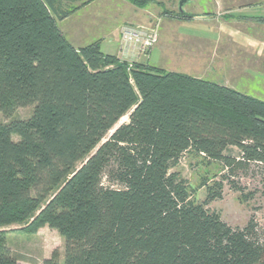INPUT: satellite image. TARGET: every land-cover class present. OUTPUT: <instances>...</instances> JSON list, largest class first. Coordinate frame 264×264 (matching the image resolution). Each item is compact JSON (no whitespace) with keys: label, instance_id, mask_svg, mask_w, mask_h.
Here are the masks:
<instances>
[{"label":"trees","instance_id":"obj_1","mask_svg":"<svg viewBox=\"0 0 264 264\" xmlns=\"http://www.w3.org/2000/svg\"><path fill=\"white\" fill-rule=\"evenodd\" d=\"M61 3L0 0V112L34 106L0 122V227L58 230L63 262L43 264H264L253 215L234 227L206 207L225 183L252 199L239 182L252 170L264 192V100L100 41L77 48L58 24L77 8ZM186 154L223 166L203 202L173 170ZM0 264H18L2 231Z\"/></svg>","mask_w":264,"mask_h":264},{"label":"rangeland","instance_id":"obj_2","mask_svg":"<svg viewBox=\"0 0 264 264\" xmlns=\"http://www.w3.org/2000/svg\"><path fill=\"white\" fill-rule=\"evenodd\" d=\"M125 1L140 7V9L144 10L145 14L141 17L142 22L137 23L135 21L121 26L120 56L124 58L123 49H126V53H129L127 59H131L134 55L138 56L133 46L128 48L122 42V29L124 26L130 25L136 29L156 30L157 41L146 54H142L143 57L145 56V60L148 61V64L164 70L168 68L172 70L185 69L195 72L203 71V69H201L199 64L187 58V55L191 51L188 49L187 52L183 54L180 53L181 44L184 43L189 48L187 44L188 41L182 43L181 39L176 41L172 40L169 44L172 48V55L164 58L162 63L160 62V58H158V52H155L156 55L153 54L155 48L159 45V39L163 38V24L165 23L164 26L169 25L167 31L170 29L174 31L175 27L180 28L183 26L185 28L184 32L187 30L189 34L192 32L191 29L204 34L209 27L215 29L216 27H220L219 25H222L225 21L224 12L226 6L240 3L247 5L264 3V0H236V3L235 0H147L143 5H138L135 4L133 0ZM85 3L87 2H83L82 5ZM181 21H184L182 25ZM161 27L162 35H160ZM179 31L182 32L181 29ZM261 32L264 34V29H262ZM203 36L205 35H201L200 38L205 39L206 37ZM203 42L205 45L204 53H206V49L212 47L216 52H219L221 49L220 45H216V43L211 46V43L206 39ZM175 50L177 51L176 54H178V57L180 56L179 58L174 56L173 53ZM199 52H202V50H199ZM151 53L153 55L150 57ZM184 59H186V61ZM33 110L34 106L29 105L19 107L11 115H5L0 112V122H8L15 118H28L33 113ZM128 119V115H125L121 118L116 127L128 121ZM14 137L18 139L17 136ZM105 139L106 138H104V140ZM231 151L236 155L239 153L237 147H232ZM173 170L178 171L188 180L189 184L195 189V199L198 202H203L207 194L206 187L202 186L203 180L206 179L209 184H212L215 180H219L223 172V166L217 162L206 163L202 160L201 156L186 154L182 157L179 165ZM252 171L253 172L242 177L239 181L241 185L247 186L245 192L256 190V194L252 199L242 202L240 193L233 190L228 183H225L223 197L210 202L206 206L211 211L220 213L222 218L234 227L245 225L252 215L260 226H264V192L261 186L262 174L258 170ZM23 226L22 224H13L0 227V231L5 234L6 245L10 249L11 254L16 257L18 264H43L44 259L49 258L54 251L58 253L59 262H63L65 255V239L58 230L46 225L40 228L36 233H26L21 230Z\"/></svg>","mask_w":264,"mask_h":264},{"label":"crops","instance_id":"obj_3","mask_svg":"<svg viewBox=\"0 0 264 264\" xmlns=\"http://www.w3.org/2000/svg\"><path fill=\"white\" fill-rule=\"evenodd\" d=\"M83 2L87 3L82 5ZM56 7L77 8L66 18L58 21L62 32L75 47L80 48L100 41L104 53L116 55L121 59H123L119 53L121 26L135 21L142 22L141 17L145 14L143 9L125 0H62ZM224 18L225 21L219 25L220 27H216L217 29L209 27L204 34L194 29H191L192 32L189 34L187 30L184 32L183 26L175 27L174 31L171 29L167 31L169 25L164 26V23L163 38L159 39V45L153 54L156 55L157 51L162 63L164 58L172 55V48L169 46L172 40L181 39L182 43L188 41L189 48L184 43L181 44L180 53L183 54L189 49L191 52L187 58L199 64L203 71L169 68L168 71L211 80L264 100V34L261 32L264 29V21L260 20L264 19V3L228 5ZM183 22L181 21V25ZM161 33L162 27L160 35ZM201 35H205L203 37H206L211 46L215 43L220 45V51L216 52L212 47L206 49L204 53L205 39L200 38ZM176 53L175 50L174 56L179 58ZM153 54L151 53L150 57ZM129 60L148 62L142 54L134 55Z\"/></svg>","mask_w":264,"mask_h":264},{"label":"built area","instance_id":"obj_4","mask_svg":"<svg viewBox=\"0 0 264 264\" xmlns=\"http://www.w3.org/2000/svg\"><path fill=\"white\" fill-rule=\"evenodd\" d=\"M157 41V31L148 29H136L130 25L124 26L122 29V42L126 47H134V50L138 55L146 54L147 51ZM123 59H127L129 53L123 49ZM126 53V54H125Z\"/></svg>","mask_w":264,"mask_h":264}]
</instances>
